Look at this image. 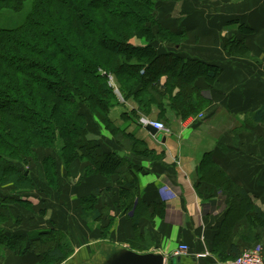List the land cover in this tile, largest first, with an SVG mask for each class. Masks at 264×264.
Returning <instances> with one entry per match:
<instances>
[{
    "label": "crops",
    "instance_id": "crops-1",
    "mask_svg": "<svg viewBox=\"0 0 264 264\" xmlns=\"http://www.w3.org/2000/svg\"><path fill=\"white\" fill-rule=\"evenodd\" d=\"M160 6L158 23L185 39L155 44L158 53L218 69L213 79L194 75L193 83L208 103L199 116L183 119L167 98L148 112L136 99H127L125 108L112 111L119 127L124 109L135 110L139 120H159L167 127L152 135L141 121L126 125L150 154L126 153L104 133L109 142L102 143L104 151H122L128 157L131 167L123 176L87 175L85 163L66 167L58 162L56 198L50 199L46 190L12 194L30 209L11 206L12 225L0 235V264H42L50 258L46 250L58 242L55 232L62 244L84 249L62 264L89 256L102 242L136 252L158 250L165 264H227L252 247L264 253V219L248 218L239 208L247 200L264 212V150L258 149L256 128L252 133L248 121L264 103V0H170ZM228 38L244 42L248 53L225 50L222 39ZM133 42L146 44L137 37ZM36 181L33 187L39 185ZM128 184L136 185L135 192ZM89 195L100 218L87 221L81 213L87 211L83 198ZM180 244L188 251L176 256Z\"/></svg>",
    "mask_w": 264,
    "mask_h": 264
},
{
    "label": "trees",
    "instance_id": "trees-1",
    "mask_svg": "<svg viewBox=\"0 0 264 264\" xmlns=\"http://www.w3.org/2000/svg\"><path fill=\"white\" fill-rule=\"evenodd\" d=\"M158 2L0 0L2 6L13 10L27 7L21 23L0 29V176L12 172L23 180L29 179L25 170H20L22 161L14 159L19 158L16 148L24 142L28 128L43 136L31 144L33 149L57 129L64 138L63 158L72 151L74 157L89 160L87 175L98 170L105 175L123 176L131 167L125 162L128 157L106 152L95 138L87 137V115L80 111L81 105L86 107L88 115L98 116L111 132L121 133L130 140L134 155L148 156L150 150L145 142L126 129L114 127L109 119V109L118 99L107 82V74L115 78L123 97L136 99L143 110L147 111L155 102L162 107L167 98L170 108L183 119L199 113L208 100L193 83L194 75L205 74L213 79L218 69L171 53H158L155 44L161 40L171 42L160 40L159 36L165 32L173 37L184 36L163 27L155 15L151 16ZM132 36L144 38L146 44L129 42ZM226 41L223 43L227 45ZM235 43L244 46L236 39ZM163 75L166 78L160 84ZM251 118L255 123H264V103ZM8 149L10 155H5ZM21 158L27 160L26 155ZM128 185L135 192L136 185ZM238 194L246 200L243 192ZM11 199L0 194V209L1 204ZM83 200L90 202L88 208L93 206V196ZM239 208L248 213V218L264 219V212L249 205L247 200ZM90 217L100 218L95 211ZM250 220L254 222L253 218ZM61 241L58 239L57 243L62 245ZM61 245L48 248L46 255L54 260L64 259L63 249L68 247Z\"/></svg>",
    "mask_w": 264,
    "mask_h": 264
},
{
    "label": "rangeland",
    "instance_id": "rangeland-1",
    "mask_svg": "<svg viewBox=\"0 0 264 264\" xmlns=\"http://www.w3.org/2000/svg\"><path fill=\"white\" fill-rule=\"evenodd\" d=\"M160 1H170V0H160ZM159 4V5H158ZM158 6L155 8L154 11H151V16L155 15L156 20H158V16L160 15V11L161 6H160V2H158ZM27 11V7H21V8H17V10H13L11 7H5L2 6V4H0V29H4V28H11V27H15L17 26L19 23H21L24 18H25V12ZM154 32H157V27L154 26L153 27ZM160 35V34H159ZM165 35V37H164ZM136 36H132L131 38H129V42L134 43L133 39ZM139 38V37H137ZM160 40L161 38H165L170 40L171 42L169 43H179L182 42L183 39H185V35L182 37H179L178 35L173 37L170 35H167V33L165 32L163 34V36H159ZM145 42V39L142 38ZM159 40V39H158ZM223 40H227V45L223 44L225 50H227L228 48H230L231 52H235V53H243V52H248L247 47L245 46L244 42V46L239 45L235 42H233V40L231 38L228 39H223ZM163 41V40H161ZM168 42V41H167ZM15 48V46H13ZM96 48V47H95ZM243 48V49H242ZM99 53V50H97ZM250 56V55H248ZM107 82L109 85L112 86L113 88V93L116 96V99H118V103L115 104L114 106L110 107L109 112H108V116L109 119H111L114 127H119V125H117L116 122V116L117 114L115 112L112 111H116L119 110V107L122 106L125 108V101L127 99L132 100L130 97H128L127 99H125L123 97V95L121 94L120 90L117 89V85H116V80L115 78L111 75V74H107ZM130 86V85H129ZM156 104L152 103L148 110L152 107V105ZM261 106L258 108L260 109ZM258 109H256L255 111H253L250 114L249 117V124L251 125V132L252 130L255 129V139L257 140V144H258V149L259 150H264V123L263 124H258L255 123L252 118L251 115L258 111ZM148 110L146 112H148ZM80 111L85 115H87V121H86V129L88 130V134L87 137L92 139L95 138L99 143L101 142V144L103 143L104 146L106 144H108L109 142L106 143L105 139H111V141H113L114 143H117L118 146L121 148L123 147L125 149V152L130 153V154H134L132 147H130V140H128L127 138H125L123 135H121V133H118L116 131L111 132V130L109 128H106L104 122L102 120H100L98 118V116H93L88 115L87 114V109L84 105L80 106ZM110 111L112 113V115L110 114ZM121 120L123 122V125H121L119 128H123L128 130V128L126 127V125L129 123H133L136 122L137 120L140 122L141 119L139 120V118L137 117V115L131 112V109L125 110L121 113ZM199 116V114H198ZM136 118V119H135ZM144 118V117H143ZM147 119V118H145ZM149 119V118H148ZM246 119V118H245ZM155 121V120H154ZM159 121V120H156ZM161 122V121H160ZM162 124H164V126L166 127L164 122H161ZM93 130H91V129ZM167 129V127H166ZM28 134L27 137L24 136V142L19 145H17L18 147L16 148V150H18L19 152V158H14V159H18L19 162H21V167L20 170H25L26 174L29 175V179L23 180L21 178V176H17L14 173H7L6 175L0 176V194L1 195H5L7 197H11L14 195L12 194H20V191H26V190H33L34 193L36 192H41L43 191V193H45V190L48 191V197L51 199V197L54 199L58 196V191H59V187H58V162H63V165H65L66 167L72 165L75 162H82V164H84V172L87 174L86 170L88 165H90L89 160H87L86 158H80L78 157H74L72 151H70V154L68 155V152L66 154V157L63 158V148H64V138H62V136L59 133V130L57 131V129H55V133L50 134L48 137L43 138V142L41 143V145H38V147H36L35 149H33V146L31 145L35 140H38L39 137H43L38 136L37 132L33 129V128H28ZM93 131L94 133H91V131ZM38 131V130H37ZM40 132V131H38ZM42 132V131H41ZM252 132V133H254ZM104 133L107 134V138H104ZM37 138V139H36ZM103 147V146H102ZM11 151V150H10ZM10 151L9 149L7 150L5 155H10ZM26 155L27 160L23 161V159L21 157H23V155ZM29 156V157H28ZM13 158V157H12ZM54 164V165H53ZM102 171H98L97 172H93V173H101ZM93 173H89L88 175H93ZM106 179H111V177L114 174H110V175H105L103 173H101ZM37 177V179H36ZM33 180L36 181V184L38 183L39 185L34 186L33 187ZM42 186L45 189L42 190L39 187ZM39 188V190H37ZM45 195V194H44ZM90 196V195H89ZM11 197V201L9 200L8 202H4L3 204H1L3 207H1V209L4 210V212L0 209V235H6V231L5 228H9L12 224H8V221L11 217V206L14 205H20L21 207L23 206L26 209H30V207L28 205H26L24 202H17L15 198ZM88 196H85L84 198H86ZM83 198V199H84ZM56 200V199H55ZM85 201V200H84ZM86 202V212L87 213H81L82 217L89 221L91 220L90 215H92L93 213V206H90L89 208L87 207L89 205L90 202L85 201ZM83 205V203H82ZM32 212V211H30ZM89 213V214H88ZM43 214V212H41V215ZM87 214V215H85ZM59 216L61 217V215L59 214ZM94 220V219H92ZM24 225V224H23ZM53 231V230H52ZM51 231V232H52ZM54 235L56 234L57 236L53 237L55 239H59L58 238V233L55 232L53 233ZM52 237V236H51ZM56 244H58V246H60L61 244L57 243V241H55ZM54 241L52 243H55ZM42 244V242L40 243ZM132 245H134L132 243ZM41 249H44L46 246L45 245H41ZM66 247V245L62 244L61 247ZM68 248L63 249V253H64V259L62 260H54V258H49L46 261H43L42 264H62L67 262L68 259H71L70 257H74L77 254H81L82 251H84V249H81L78 251H75L74 246L73 245H68ZM91 248V247H88Z\"/></svg>",
    "mask_w": 264,
    "mask_h": 264
},
{
    "label": "water",
    "instance_id": "water-1",
    "mask_svg": "<svg viewBox=\"0 0 264 264\" xmlns=\"http://www.w3.org/2000/svg\"><path fill=\"white\" fill-rule=\"evenodd\" d=\"M145 127L152 135H158V130L151 124ZM118 155L124 154L121 151ZM68 264H165V256L158 250L136 252L126 245L102 242L89 256L73 259Z\"/></svg>",
    "mask_w": 264,
    "mask_h": 264
},
{
    "label": "built area",
    "instance_id": "built-area-1",
    "mask_svg": "<svg viewBox=\"0 0 264 264\" xmlns=\"http://www.w3.org/2000/svg\"><path fill=\"white\" fill-rule=\"evenodd\" d=\"M141 122L144 126L151 124L158 132L167 130L160 121L142 118ZM187 251L188 246L186 244H180L174 254L181 256V254H185ZM227 264H264V253L255 247L244 249L235 259L228 261Z\"/></svg>",
    "mask_w": 264,
    "mask_h": 264
}]
</instances>
